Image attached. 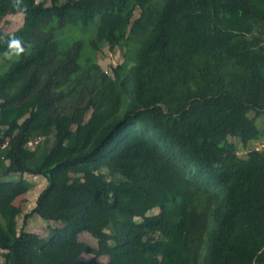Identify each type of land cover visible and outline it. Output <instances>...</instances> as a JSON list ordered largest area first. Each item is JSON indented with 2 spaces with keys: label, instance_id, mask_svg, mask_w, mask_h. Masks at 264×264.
<instances>
[{
  "label": "trees",
  "instance_id": "1",
  "mask_svg": "<svg viewBox=\"0 0 264 264\" xmlns=\"http://www.w3.org/2000/svg\"><path fill=\"white\" fill-rule=\"evenodd\" d=\"M19 12L0 29V56L24 50L0 72V264H264L246 116L264 115V0H0V22ZM105 45L114 77L88 54ZM24 174L48 180L25 219L71 230L18 231Z\"/></svg>",
  "mask_w": 264,
  "mask_h": 264
},
{
  "label": "rangeland",
  "instance_id": "2",
  "mask_svg": "<svg viewBox=\"0 0 264 264\" xmlns=\"http://www.w3.org/2000/svg\"><path fill=\"white\" fill-rule=\"evenodd\" d=\"M24 16L22 12L16 13V14H8L6 15L0 22V29L5 32H13L17 30L19 27L23 25ZM97 21V20H96ZM94 24V23H93ZM82 33V29L80 26L76 25H67L65 26L60 33V36L65 41L72 42L74 38H79L78 36ZM94 32V25H93V34ZM92 35L90 34H83L82 37L84 39H88ZM81 37V36H80ZM76 38V39H77ZM24 50L21 48L15 49L12 53H7L2 56H0V72H4L6 69H8L9 64L17 60L21 53ZM88 54L94 58V62L96 67L100 69V71L106 75L109 76H115L113 72V67L120 64L124 60V50L117 49L114 51L109 50L108 45L103 46L101 51L96 52L94 54L93 51L88 49ZM26 53L29 52V50H25ZM85 57V56H84ZM124 116V113H120V117ZM247 122L249 125H255L262 129L264 131V115L258 116L254 112H247ZM235 141L238 143L240 147H242V140L235 139ZM250 147H258V148H264V140H256L252 141L250 144ZM247 153V150L245 149H239V155H244ZM8 163H11V160H8ZM80 173V172H79ZM19 174H11L9 177H4V179H19ZM24 178L27 179L30 183V189L23 195L16 198L14 203L20 207H22V213L17 218V226L18 231L24 230L28 233H31L35 236H38L40 240H42L45 237L50 236L51 230L53 228H60L65 230H71L69 223L66 221H54V220H44L39 215L35 214L32 217H30L28 220L25 219V215L32 211V209L36 206V200L40 193V191L47 185V177L42 175H33V174H24ZM158 209L155 208L151 211H149V214H156L158 213ZM81 239H86L88 241L95 242L96 240L90 235V234H81L79 236ZM5 250L0 248V262H4L5 258L3 256ZM93 257L92 254H83V258H91ZM98 260L101 263H106L109 260V257L106 255L98 257ZM184 262H188L186 258H184Z\"/></svg>",
  "mask_w": 264,
  "mask_h": 264
}]
</instances>
